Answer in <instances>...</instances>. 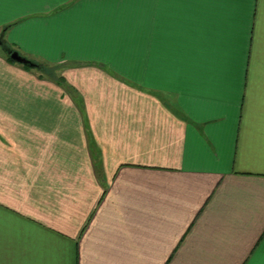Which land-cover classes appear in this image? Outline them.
<instances>
[{
	"label": "crops",
	"instance_id": "1",
	"mask_svg": "<svg viewBox=\"0 0 264 264\" xmlns=\"http://www.w3.org/2000/svg\"><path fill=\"white\" fill-rule=\"evenodd\" d=\"M0 264H264V0H0ZM49 70V71H46Z\"/></svg>",
	"mask_w": 264,
	"mask_h": 264
},
{
	"label": "snow or ice",
	"instance_id": "2",
	"mask_svg": "<svg viewBox=\"0 0 264 264\" xmlns=\"http://www.w3.org/2000/svg\"><path fill=\"white\" fill-rule=\"evenodd\" d=\"M90 2L96 3H108V4H139V5H151V4H176V5H201L209 3H223L225 0H90Z\"/></svg>",
	"mask_w": 264,
	"mask_h": 264
},
{
	"label": "water",
	"instance_id": "3",
	"mask_svg": "<svg viewBox=\"0 0 264 264\" xmlns=\"http://www.w3.org/2000/svg\"><path fill=\"white\" fill-rule=\"evenodd\" d=\"M3 31L0 32V47H2L7 53H9L10 58L19 64L27 65L29 67H35V64L31 63L30 59L20 55L16 50L8 48L2 38Z\"/></svg>",
	"mask_w": 264,
	"mask_h": 264
},
{
	"label": "trees",
	"instance_id": "4",
	"mask_svg": "<svg viewBox=\"0 0 264 264\" xmlns=\"http://www.w3.org/2000/svg\"><path fill=\"white\" fill-rule=\"evenodd\" d=\"M6 44V43H5ZM7 46V45H6ZM8 47V46H7ZM9 48V47H8ZM6 55H7V58H8V60H10L11 62H14L11 58H10V56H9V53H7L6 52ZM31 61V63H33V64H35V67L34 68H36V69H41L42 68V65H40L39 63H37V62H35V61H32V60H30ZM25 68H27V69H32L33 67H29V66H27V65H23Z\"/></svg>",
	"mask_w": 264,
	"mask_h": 264
},
{
	"label": "rangeland",
	"instance_id": "5",
	"mask_svg": "<svg viewBox=\"0 0 264 264\" xmlns=\"http://www.w3.org/2000/svg\"><path fill=\"white\" fill-rule=\"evenodd\" d=\"M46 71H49V70H46Z\"/></svg>",
	"mask_w": 264,
	"mask_h": 264
}]
</instances>
